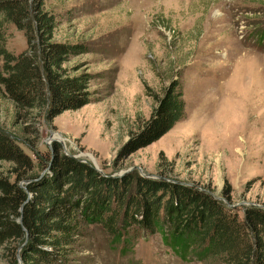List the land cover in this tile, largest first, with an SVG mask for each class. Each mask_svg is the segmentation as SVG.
<instances>
[{
  "label": "rangeland",
  "instance_id": "1",
  "mask_svg": "<svg viewBox=\"0 0 264 264\" xmlns=\"http://www.w3.org/2000/svg\"><path fill=\"white\" fill-rule=\"evenodd\" d=\"M42 8L55 17V41L92 49L65 65L97 76L90 103L50 120L44 110H19L0 82V129L32 157L33 175L46 169L40 158L47 161L57 137L62 152L106 174L188 183L240 217L246 206L264 207V0H43ZM0 33L15 54L30 46L27 32L2 13ZM176 78L186 116L159 140L120 156L150 117L153 94ZM11 167L0 160V174ZM125 237L116 241L101 223L87 225L73 261L212 264L177 254L159 232L132 226ZM6 251L0 245V264H11Z\"/></svg>",
  "mask_w": 264,
  "mask_h": 264
},
{
  "label": "trees",
  "instance_id": "2",
  "mask_svg": "<svg viewBox=\"0 0 264 264\" xmlns=\"http://www.w3.org/2000/svg\"><path fill=\"white\" fill-rule=\"evenodd\" d=\"M42 5L43 0H0L4 19L24 29L30 42L15 54L0 33V82L19 110H44L50 120L90 103L97 73H78L80 67L65 65L92 49L81 42L55 41V17ZM153 95L150 117L121 147L120 156L159 140L186 116L178 78ZM45 156L47 161L40 162L46 174L33 175L32 157L0 129V160L12 162L10 174H0V245L11 264H75L76 244L84 227L94 223L116 241L136 226L159 232L182 256L192 253L212 264H264V207L246 206L240 217L212 193L190 184L137 172L105 176L89 161L62 152L57 142Z\"/></svg>",
  "mask_w": 264,
  "mask_h": 264
},
{
  "label": "water",
  "instance_id": "3",
  "mask_svg": "<svg viewBox=\"0 0 264 264\" xmlns=\"http://www.w3.org/2000/svg\"><path fill=\"white\" fill-rule=\"evenodd\" d=\"M53 140L54 141H60V139L59 138H57V137H53ZM52 151H53V149H52ZM68 154H70V153H68ZM71 156H73V157H75V158H77L75 155H73V154H70ZM54 158V154H52V159ZM85 161V160H84ZM96 168L100 171V172H102L105 176H111V177H113V176H115L114 174H106V173H104L99 167H97L96 166ZM47 170V168L43 171V173H45V171ZM43 173L42 174H40V177H42L43 176ZM147 177H151V178H159V179H165V180H170V179H168V178H166V177H163V176H160V175H155V174H151V173H148V174H145ZM174 182H176V183H182V184H188V183H184V182H180V181H174ZM29 196H31V195H29ZM217 198V197H216ZM20 222H22V217L20 218ZM19 259H20V256H19ZM19 264H22V262L20 261V263Z\"/></svg>",
  "mask_w": 264,
  "mask_h": 264
}]
</instances>
